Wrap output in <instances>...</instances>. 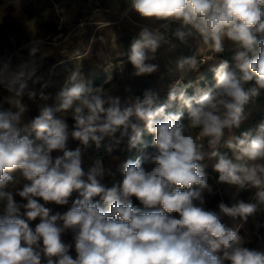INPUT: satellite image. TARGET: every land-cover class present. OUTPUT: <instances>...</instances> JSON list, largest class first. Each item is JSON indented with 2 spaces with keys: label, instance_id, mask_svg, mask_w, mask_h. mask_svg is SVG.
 Listing matches in <instances>:
<instances>
[{
  "label": "clouds",
  "instance_id": "9594fccd",
  "mask_svg": "<svg viewBox=\"0 0 264 264\" xmlns=\"http://www.w3.org/2000/svg\"><path fill=\"white\" fill-rule=\"evenodd\" d=\"M131 7L142 19L191 26L217 53L224 50V38L232 41L235 70L221 61L214 72L215 91L191 97L169 92V101L187 109L186 123L182 111H167L170 105L158 104L151 93L121 109L118 98L86 84L76 71L57 94L58 104L41 108L28 124H21L26 106L18 101L13 111L0 103V264H264V250L242 246L239 230L203 207L204 192L212 189L200 163L206 139L213 147L218 182L256 190L255 203H220L222 213L246 223L260 211L264 123L256 135L246 131L228 142L237 150L235 159L216 146L225 129L240 127L245 105L264 89V39L258 38L264 34V0H131ZM162 39L158 32L141 29L128 57L137 76L156 70L145 64V49L155 53ZM37 51L33 47L30 56ZM184 63L189 61L178 67ZM34 75L31 62L0 64V85L16 96ZM250 81L254 86L246 88ZM55 113L70 114L71 138L85 147L91 141L99 148L104 137L119 131L131 150L141 143L143 124L153 136L152 151L143 160H127L122 179L107 186L102 181L115 173L99 157L85 169L81 149L67 147L66 119ZM70 200L66 212L50 215L46 205L65 206ZM37 218L33 228L30 222ZM69 230L72 239L66 242L62 237Z\"/></svg>",
  "mask_w": 264,
  "mask_h": 264
},
{
  "label": "crops",
  "instance_id": "0c3cea01",
  "mask_svg": "<svg viewBox=\"0 0 264 264\" xmlns=\"http://www.w3.org/2000/svg\"><path fill=\"white\" fill-rule=\"evenodd\" d=\"M59 24L65 37L53 40L51 35ZM145 27L154 33L158 32L163 39L155 53L145 49L148 56L145 64L155 65L156 70L137 76L128 57L132 43ZM164 28L168 29V36L163 34ZM177 30L185 33L183 38L175 34ZM210 45L191 26L182 28L180 21L142 19L132 9L131 0H0V64L9 62L15 67L22 62H31L35 67V75L28 80L21 96L5 91L4 86L0 85V103L5 109L11 107L13 111H18V101L26 106L21 124H28L39 115L41 108L58 104L57 94L74 71L81 73L86 84L103 88L112 99L118 98L121 109L133 106L137 99L143 101L146 93L153 94L158 101L167 88L187 74L189 63H184L183 68L178 67V64L189 61L192 52H199ZM33 47L38 51L35 56H30ZM109 63H113L111 69L107 67ZM30 92L38 94L36 99L30 98ZM6 97L11 98L10 104L5 102ZM55 115L66 119L69 125L67 147L81 149L85 169L96 157L102 159L106 168L107 137L101 141L99 148L91 141L85 147L71 138L74 121L70 114ZM256 134L257 131L252 132V135ZM236 137L233 131L226 130L223 142L220 140L216 147L219 150L222 144L221 147L225 149L219 151L235 159L237 150L227 145L229 141L235 142ZM212 151V146L204 148L205 158L200 162L212 189L211 192H204L203 207L216 212L221 222L228 227L238 229L244 240L242 246L264 250V205L246 223L220 211V203L227 207H232L240 200L255 203L256 190L218 182L219 174L213 170L216 158L210 155ZM105 181L106 177L102 182ZM46 206L52 210L50 215L57 212L63 214L71 207V200L65 206ZM38 222L39 218L30 222V225L34 228ZM57 223L62 225L63 222ZM62 238L71 242V231ZM225 264L229 262L225 261Z\"/></svg>",
  "mask_w": 264,
  "mask_h": 264
},
{
  "label": "rangeland",
  "instance_id": "374dc122",
  "mask_svg": "<svg viewBox=\"0 0 264 264\" xmlns=\"http://www.w3.org/2000/svg\"><path fill=\"white\" fill-rule=\"evenodd\" d=\"M58 31L61 32V35L55 38L54 35ZM162 32L165 36L169 35V31L167 33L166 28H164ZM64 37V32H62V25L59 24L56 27L55 32L51 35V38L53 40H61ZM258 38L264 39V34H258ZM222 45L224 50L220 53L215 52L212 48V45L202 48L199 52H192L188 57L189 66L187 67V74L182 78H178L174 85H171L169 88H167L165 90V93L159 97L157 103L169 104L170 107L167 109V111L173 113L177 112L176 109L179 108V111H182L185 116L187 114V109L182 108L178 100L169 101L168 94L170 91H173V89H175L176 96H179V94L183 91L185 92L186 96L188 95L189 97L201 95L203 94V92L215 91L216 81L214 79V72L219 67L221 61H228V70H235L236 62L233 57L235 56V53L237 51L236 46L227 38H224L222 40ZM202 57L204 58V60H202ZM191 61H195L194 66H190ZM254 83V81H250L245 85V87L250 88L254 86ZM244 116L246 117V119L242 121L240 127L231 129V131H233V134L238 137L241 136V133L246 131H251V133L256 132L258 130V125L264 123V89L260 90L259 96L252 97L250 101L245 105ZM182 123H186V119L182 121ZM226 130L228 129H225V132ZM141 132V143H139L135 148L131 150H129L128 146V137L125 136L121 138L119 131H117L111 137L106 136L107 141L105 143V169H111V171L115 173L114 177H109L106 175L105 184L107 186H111L114 180L118 181L122 179L123 166L127 160H135L137 157L143 160L144 157L152 151L147 150L146 146L148 143L146 142L147 135L145 133L147 131L144 128L143 124H141ZM224 136L221 139L222 142L224 140ZM118 140L120 141L119 143H117ZM204 143V148L211 147L208 145L206 139ZM221 145L219 147V150L225 149V147L222 148ZM109 149H111V151H109ZM109 160H111V164H109ZM133 199L136 206L142 207V205H140L138 201H135V198Z\"/></svg>",
  "mask_w": 264,
  "mask_h": 264
},
{
  "label": "trees",
  "instance_id": "16d2710c",
  "mask_svg": "<svg viewBox=\"0 0 264 264\" xmlns=\"http://www.w3.org/2000/svg\"><path fill=\"white\" fill-rule=\"evenodd\" d=\"M188 96V95H187ZM177 111H179L180 109L178 108V109H176ZM187 118V114L184 116V118L182 119V121H184L185 119ZM146 133V142L148 143L147 144V150H152V147H151V143H152V140H153V136L152 135H150V134H148L147 132H145ZM147 153V152H146Z\"/></svg>",
  "mask_w": 264,
  "mask_h": 264
},
{
  "label": "built area",
  "instance_id": "2783aa9c",
  "mask_svg": "<svg viewBox=\"0 0 264 264\" xmlns=\"http://www.w3.org/2000/svg\"><path fill=\"white\" fill-rule=\"evenodd\" d=\"M166 32L168 33L167 28H166ZM60 35H61V32L58 31V32L54 35V37L57 38V37H59ZM202 60H204L203 57H202ZM30 93H35V92H30ZM37 95H38V94H35V95L32 96L31 98H32V99H36Z\"/></svg>",
  "mask_w": 264,
  "mask_h": 264
},
{
  "label": "bare ground",
  "instance_id": "6f19581e",
  "mask_svg": "<svg viewBox=\"0 0 264 264\" xmlns=\"http://www.w3.org/2000/svg\"><path fill=\"white\" fill-rule=\"evenodd\" d=\"M107 67H108V69H111V68L113 67V63H109V64L107 65Z\"/></svg>",
  "mask_w": 264,
  "mask_h": 264
}]
</instances>
